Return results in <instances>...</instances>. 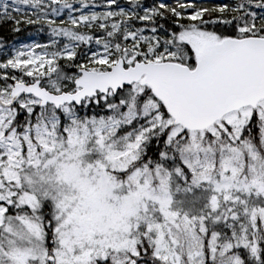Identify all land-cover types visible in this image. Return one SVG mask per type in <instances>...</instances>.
Wrapping results in <instances>:
<instances>
[{
	"label": "snow or ice",
	"instance_id": "6c2138e0",
	"mask_svg": "<svg viewBox=\"0 0 264 264\" xmlns=\"http://www.w3.org/2000/svg\"><path fill=\"white\" fill-rule=\"evenodd\" d=\"M0 264H264V0H0Z\"/></svg>",
	"mask_w": 264,
	"mask_h": 264
}]
</instances>
